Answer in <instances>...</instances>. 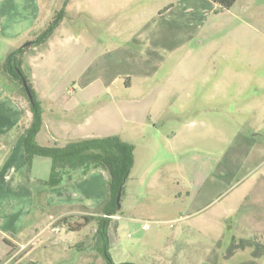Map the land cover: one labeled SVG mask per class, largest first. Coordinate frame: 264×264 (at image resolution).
Instances as JSON below:
<instances>
[{
	"label": "rangeland",
	"instance_id": "1",
	"mask_svg": "<svg viewBox=\"0 0 264 264\" xmlns=\"http://www.w3.org/2000/svg\"><path fill=\"white\" fill-rule=\"evenodd\" d=\"M39 1L42 15L37 28L45 29L57 21L40 49L47 60L39 62L37 58L35 62L40 67L38 75L52 76L50 81L38 76L40 91L50 82L54 89H70L67 95H72V90L79 88L75 75L88 63L83 52L90 51L97 61H105V53L116 48L131 50L138 35L146 40L161 27L175 23L188 0ZM199 17V23L221 26L222 34L213 39L223 42L218 48L223 51L217 49L213 54L211 44L207 46L204 41L200 46L194 40L189 49L184 46L172 58H220L224 52L238 59L235 66L240 68L241 77L228 82L240 86L241 94L226 96L224 109L206 114L201 106L206 89L199 79L186 80L175 65L172 79L162 72L152 79H133L131 90L119 96L116 89L124 88L125 80L112 82V67L98 68V78L91 86L97 94L90 109L100 113L93 126L96 132L111 123L104 118L110 98L116 97L130 108L127 120L113 119L111 123L134 149L120 209L108 229L109 255L114 264H239L249 260V254L241 252L234 260L223 262L232 237L235 242L244 239L253 250L258 244L260 251L264 249V208L252 205L256 193L264 190V0H237L228 10L215 7ZM246 25L257 32L245 31ZM58 41L79 48L81 54L75 58L57 56L58 50L53 48ZM248 46L249 51L245 49ZM52 50L54 58L49 57ZM35 54L33 46L24 52L27 59ZM248 57L256 59L250 67L243 61ZM4 59L0 61V79L11 84L4 73ZM12 85L27 106L19 86ZM106 87L107 93L103 91ZM213 117L216 120L211 122ZM37 161H46L51 168L49 158ZM36 167L33 177L48 180V171ZM31 188L37 200L43 194L41 188L37 184ZM90 213L97 216L99 209ZM83 216H70L71 223H81ZM56 222L39 225L41 233L33 239L35 250L26 258L24 253L33 245L10 258L5 256L7 247L0 244V264H105L94 250L96 221L79 232H69ZM143 225H147L146 230H142ZM257 264H264V257Z\"/></svg>",
	"mask_w": 264,
	"mask_h": 264
},
{
	"label": "crops",
	"instance_id": "2",
	"mask_svg": "<svg viewBox=\"0 0 264 264\" xmlns=\"http://www.w3.org/2000/svg\"><path fill=\"white\" fill-rule=\"evenodd\" d=\"M186 3L183 10H179L178 17H175V23L161 27L146 40L141 34L138 35L131 50L127 47L116 48L105 53V61H97V56L90 55V51L83 52L88 58V63L80 74L75 75L79 88L72 90V95H67L70 89L67 92L65 89H54L50 82L45 83L44 91H40L38 76L48 81L52 78L38 75L40 67L35 66L37 58L39 62L47 60L45 53L40 51L44 43L33 46L36 48V54L31 59L25 58L23 53V67L26 68L30 85L42 109V126L36 136L37 144L42 147H63L71 142L107 137H116L121 142L128 143L122 140V134L111 124L113 119L124 121L130 115L129 106L116 97L110 98L104 113V118L111 122L110 125L100 128L101 132H96L93 127L100 113L90 109L97 94L91 86L98 78V68L102 67L115 69L112 82L116 79L125 80V87L116 89L118 96L131 90L133 79H152L160 72L172 79V65H175L174 69L178 68L177 71L185 75L189 82L193 79L200 80L201 86L206 89L204 104L201 105L206 114H212L214 109H224L226 96H240L241 87L231 86L228 82L241 77L240 68L235 66L238 59L226 56L224 52H221L220 58L214 55L199 58L184 55L172 58V55L184 46L189 49L194 40H197L200 46L204 41L207 46L211 44L209 47L213 54L223 46V42L213 39V36L222 34L221 26L217 23L202 24L198 20L200 14L207 15L218 6L209 0H188ZM40 8L39 0H0V61L11 51L19 49L22 43L33 41L40 30L42 31L43 28H37L42 15ZM245 28L247 32H257L250 25ZM55 49L58 50L57 56L63 58H75L81 54L79 48H70L66 41L56 42L53 50ZM245 49L249 51L251 48L248 46ZM53 50L49 52V57L56 56ZM173 59L175 62L172 63ZM255 60V57H248L243 61L250 67ZM103 91L107 93L108 88ZM31 118L28 106L15 94V86L0 79V244L7 247L5 256L10 258H14L25 247L33 245L34 237L41 233L38 227L44 221H48L49 226L53 221L66 216L93 215L90 211L99 207L108 195L109 176L102 169L92 170L79 180L54 187L46 186V179L34 178L32 173L37 170L36 164L41 167V171H48L49 175L51 168L46 161H37L42 157H34L29 166L26 164L24 139ZM213 119L210 121L216 120L214 117ZM209 125L212 126L211 123ZM32 184H37L43 193L37 200L34 199ZM256 194L252 205L264 208V190L260 189ZM34 231L37 233L33 234ZM243 240L239 239V242ZM239 242H235L234 237L231 238V243ZM46 243L47 241L42 246ZM257 247L259 248V244ZM34 248L33 245L24 253L23 258L29 256ZM12 249H15V252L12 253ZM241 252L249 254L250 259L239 264H257L264 257V254L254 257L253 248L249 245L236 250L228 258L223 255L222 260H234ZM21 261L22 259L19 260Z\"/></svg>",
	"mask_w": 264,
	"mask_h": 264
},
{
	"label": "trees",
	"instance_id": "3",
	"mask_svg": "<svg viewBox=\"0 0 264 264\" xmlns=\"http://www.w3.org/2000/svg\"><path fill=\"white\" fill-rule=\"evenodd\" d=\"M209 1L218 6V8L228 10L237 0ZM56 26L57 21L49 23L45 29L38 33L33 41L29 42V46L8 53L3 63L7 79L11 84L19 86L32 115L31 123L25 130V160L27 166L31 164L34 157L49 158L51 160L50 175L45 183L46 186L50 187L71 183L95 169L110 171L111 178H109L108 183V195L103 203L96 208V210L99 209V215L83 216V221L76 224L71 223L70 216H66L57 220L56 224L64 226L69 232H79L89 223L96 221L97 229L93 235L94 250L104 259L105 264H114L109 255L108 229L112 217H115L119 211L116 205L118 190L121 189L122 194V189L133 167V147L128 143L121 142L116 137L85 139L68 143L63 147H42L36 142V136L42 126V109L23 67L22 55L29 47L39 46L44 43ZM22 79L27 83L32 101L28 99L24 91ZM75 172L76 174L74 175ZM249 245L244 241H240L238 244L232 243L229 245L225 257L228 258L236 250L244 249ZM80 246L77 245L78 248ZM252 254L254 257L261 256L264 254V249L260 251L256 246Z\"/></svg>",
	"mask_w": 264,
	"mask_h": 264
},
{
	"label": "water",
	"instance_id": "4",
	"mask_svg": "<svg viewBox=\"0 0 264 264\" xmlns=\"http://www.w3.org/2000/svg\"><path fill=\"white\" fill-rule=\"evenodd\" d=\"M28 44L29 43H27L25 46H27ZM22 85H23L24 91H25L28 99L30 101H32V96H31L30 90H29V88L27 86V83L23 79H22ZM107 173H108L109 178H111V174H110L109 170H107ZM120 197H121V189L118 190V193H117V196H116V205H117V209L118 210L120 209Z\"/></svg>",
	"mask_w": 264,
	"mask_h": 264
},
{
	"label": "built area",
	"instance_id": "5",
	"mask_svg": "<svg viewBox=\"0 0 264 264\" xmlns=\"http://www.w3.org/2000/svg\"><path fill=\"white\" fill-rule=\"evenodd\" d=\"M146 229H147V225H143V226H142V230H146ZM54 230H55L56 232H58V231H59V229H58V228H55Z\"/></svg>",
	"mask_w": 264,
	"mask_h": 264
}]
</instances>
